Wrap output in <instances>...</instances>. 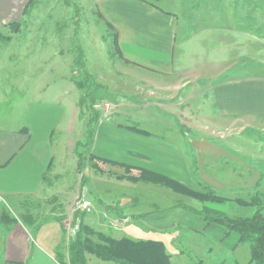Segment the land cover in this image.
Here are the masks:
<instances>
[{
  "label": "crops",
  "instance_id": "1",
  "mask_svg": "<svg viewBox=\"0 0 264 264\" xmlns=\"http://www.w3.org/2000/svg\"><path fill=\"white\" fill-rule=\"evenodd\" d=\"M32 1L34 0H0V34L11 35L12 41L18 45H26L27 49L33 45L38 52L41 50L47 52V55H43L41 59L19 62V69L13 73L12 82L7 87L8 93L15 92L12 96L13 103L0 111V264H64V261L68 260L67 246L73 235L72 229L66 228L67 219H61L58 214L55 215L52 208L41 209L40 203L30 206L22 202L26 198L35 200L36 197L43 196V199H47L45 200L46 205H51L49 199L52 196L58 195L59 198L62 194L68 196L65 189L59 188L62 183L60 181L62 171L56 154L58 155L57 149L60 143L58 139H55L56 131L60 132L59 129L65 127L63 118L68 108L60 100V95L52 99L46 95L49 90L48 84L60 85L68 79V66H65V61L62 59L64 52L68 50L65 44L68 33L65 28L47 25L15 28L14 24L24 17H30L31 20L39 19L40 15L38 13L35 15V11L43 0H38L36 4L29 7L28 4ZM82 1L90 2L89 10L113 32L119 58L131 67L155 75V77L144 80L143 93L146 90L152 92L147 84H153L155 88H163L166 82L171 84L172 88L174 83L181 80L177 78V73L187 70L189 74L192 68H198L203 65L202 63L210 65L211 68L219 67V61H221L219 56L212 55L211 59L208 53L198 55L199 52L202 53L203 43L209 40L217 42L224 40L225 47H228V44L234 46L233 49L230 47L233 62L229 61L227 65V57H224V66L233 68L234 60L238 61L242 57L241 54H237L242 41L244 38L253 37L252 32L229 26L230 35H233L234 40L227 42L228 38L225 35L208 34L207 31L215 28L206 21H202L201 27L194 32L190 30L187 33L186 29H180L176 13L180 0H174L173 9L160 5L158 2L162 0H75V4L82 3ZM25 8L27 11L24 12ZM195 13L203 20L233 19L237 15L235 12L227 13L226 11L214 14H210V11ZM57 15L60 17V14ZM78 15L75 12L74 21L79 22ZM244 17L253 19L249 13ZM8 30L12 31L9 33ZM81 33L82 29L74 22L69 34L77 39L76 36ZM20 35L23 36L21 40L17 38ZM235 35H241L242 41H238ZM16 63L17 61H11L13 67L17 65ZM181 83L183 86L185 80ZM263 84L264 73L259 74V71L248 70V68L236 70L233 76L222 79L214 88L216 94L214 99H217L220 104L219 113L222 116L236 117L264 112ZM44 85L47 86L44 87ZM175 87L179 89L178 85ZM184 97L186 95H183L182 99ZM177 98L178 95L175 100ZM168 102L165 105L172 107V102ZM180 103L175 102L178 105ZM79 105H81L80 97L73 108V116L76 115V118ZM131 126L126 123L113 122L112 124L101 120L95 125L96 132L90 144V158L92 156L131 166L147 171L155 178H162L178 185L183 190H197L196 186L200 185L192 176V158L185 144L187 141L199 164V184L200 181L203 182L204 186H208L219 195L241 187L238 186V182H241L239 178L242 177V171L237 172V164H233L236 168L231 170L232 175L228 177L216 169L217 163L223 158L224 160L230 159L232 163L241 162L240 159H238L240 162H236V157L228 158L230 151H227L226 144L223 145L218 140L208 137L194 135L190 138L184 132L180 134L181 139H174L172 133L177 131L169 129H166L162 136L156 134L154 136L147 130L145 132L144 129L142 130L145 133L134 131ZM202 164L207 167H202ZM92 168L101 173L94 167ZM235 173H239V176ZM258 176L257 172L251 174L255 184H258ZM49 178L50 180L46 183ZM52 181L54 183L49 184ZM179 187L172 189L176 193L172 192V194L180 195ZM170 190L168 188L167 191ZM146 191L145 188L137 190V196H135L137 199L127 197L124 206L117 210L100 212V209L89 205L87 209L79 211L77 222L94 230L106 232L114 238L128 237L135 240L141 239L125 231L123 229L125 223L143 221L146 224L145 221H148L153 231L162 228L165 223H169V220V224H173L177 216L182 218V223L187 226L195 223L192 216L198 215L195 211L197 209L187 208L188 206H185L186 209L177 208V202L173 203V201L176 199L178 201L179 196L175 198L167 192L155 191L150 193L155 195L153 199L141 198L140 195H146ZM106 192L110 195L112 191ZM189 198L200 201L194 195H190ZM9 201L17 204L18 214H10L7 211ZM166 201L168 205L163 203ZM140 203H145L143 205L160 203L157 206L161 207V211L139 210ZM47 211L49 214L45 215ZM68 214H71V211ZM219 226L222 225L206 221L199 224V228L203 230L217 227L220 230L219 235L218 237L212 236V239L222 242L230 237L231 233H227L226 228ZM236 239L238 240V236ZM179 252L183 253V251ZM169 256L171 264H174L172 256L170 254ZM86 257L89 259L88 255ZM190 264H203V260Z\"/></svg>",
  "mask_w": 264,
  "mask_h": 264
},
{
  "label": "rangeland",
  "instance_id": "2",
  "mask_svg": "<svg viewBox=\"0 0 264 264\" xmlns=\"http://www.w3.org/2000/svg\"><path fill=\"white\" fill-rule=\"evenodd\" d=\"M37 2L38 0H34L28 6L32 7ZM158 3L168 9L175 7L174 0H162ZM89 9L90 2L85 1L75 4V0H43L35 11V15L37 13L40 15L38 20L24 17L16 23L17 27L14 25L17 29L28 25L56 26L61 29L65 28L68 33L65 43L68 50L62 56L65 66H68V79L60 85L48 84L49 90L46 93L51 99L60 95V100L70 111L69 113L66 109L63 118L65 127L55 133V139H58L60 143L59 149L56 148L58 151L56 158H59L62 171L60 180L62 183L59 188L65 189L68 196L62 194L59 198L57 195L61 201L55 195L48 198L51 205H46L47 201L45 200L47 199H43V196H39L40 199L36 197L35 200L26 198L22 202L30 206L40 203L41 209L52 208L55 215L58 214L61 219H67L65 224L68 230L76 228L81 210L77 208L78 202L86 201L89 205L100 209V212L117 210L124 206L127 197L128 199H137L135 197L137 190L142 188L147 190L146 195H140L143 199H153L155 195L150 193L155 191L167 192L175 198L179 196L178 201H176L177 199L173 201V203L177 202L176 207L179 209H184L185 206L198 210L208 207L224 212L231 217L252 215L255 207L247 204L249 198L254 194H259L261 201L264 202V112L236 117L222 116L218 111L220 104L217 99H214V95H216L214 88L219 81L233 76L236 70L242 68L257 70L259 74L264 73V0H180L176 13L180 29H186L187 33L190 30L194 32L198 27H201L202 21H206L215 28L207 31L208 34L225 35L228 38L227 42L234 38L233 35H230L229 26L252 32L253 37L244 38L242 41L241 35H235L238 41H242L243 50L240 45L237 54H241L242 57L238 61L234 60L233 68L226 66L232 59L230 47L233 49L234 46L228 44V47H225L224 40L219 42L209 40L203 43L202 53L199 52L198 55L208 53L211 59L212 55L219 56V60H221L219 67L211 68L210 65L202 63L203 65L198 68L191 69L192 74L190 72L188 74L187 70L176 74L177 78L181 79L178 83H174L179 86V89L175 85H172L171 88V84L164 82L163 88H155L153 84H147L152 92L146 90L144 93V80L155 77V75L125 64L118 56L113 32ZM204 11H210V14L221 11L235 12L237 15L233 19L203 20L195 13ZM75 12L79 14V22L78 20L74 21ZM247 13L251 14L253 19L245 18ZM57 14H60V17ZM74 22L82 29L81 35L76 36L77 39L69 34ZM77 30L79 29L77 28ZM11 31L8 30L9 33ZM22 37L21 35L17 36L20 40ZM102 38L104 39L102 40ZM43 55L46 56L47 52H43V50L38 52L33 45L27 49L26 45H18L12 41L11 35L0 34V97H2L0 111L13 103L12 96L15 95V92L8 93L7 87L12 82L13 73L19 69V62L41 59L44 57ZM209 57L206 58L207 61ZM224 57H227L225 66ZM11 61H17V65L13 67ZM184 80L185 83L181 86V82ZM46 86L44 85V87ZM187 94L189 95L187 96ZM177 95L178 100H175ZM183 95L186 97L182 99ZM262 95L264 96V90ZM79 97L81 105H79V113L76 118V115L73 116V108ZM105 101L111 103V109L108 115L102 116L100 109H95L93 104ZM168 101L172 102V107L165 105ZM175 102L181 103L178 105ZM101 120L112 124L120 122L136 126L144 129L145 132L147 130L154 136L155 134L162 136L165 130L169 129L177 131L172 133L174 139H181L180 134L184 132L190 138L195 135L218 140L228 146L227 151H230L228 158L236 157V162H240L238 160L240 159L241 164L232 163L230 159L224 160L223 158L217 163L216 169L228 177L232 175L231 170L236 168V165L233 164H237V172L242 171V177L239 178L241 182H238V186L241 187L232 189L231 192H225L222 196L208 186H204L203 182L200 181L199 184V164L187 141L185 144L188 146V154L192 158V176L197 179L196 182L200 185L196 186L197 190H183L178 185L153 176H146L143 178L144 180L133 182L98 173L92 168V159L89 155L90 144L96 132L95 125ZM203 166L207 167L205 164H202ZM251 171L253 174L256 172L259 174L258 184L253 182L255 180L251 178ZM235 174L239 176V173ZM49 180L50 178L46 180V183ZM52 183L54 181L49 184ZM251 183L254 184L251 185ZM178 187L181 194H172V192L175 193L172 189ZM168 188L171 190L167 191ZM108 190L112 191L110 195L106 192ZM204 191L224 198L217 201L218 203H211L214 201H211L210 193L203 196L195 195L196 192L203 193ZM187 192L199 198L200 201L189 198L190 195ZM124 195L126 196L124 197ZM81 196L82 200H80ZM163 203L168 205V201ZM143 204L140 203L139 210L159 212L158 210L161 209L160 206H157L160 203L157 205ZM18 208L14 202L7 203L6 209L10 214H18ZM70 211L71 214H68ZM48 214L49 211L45 215ZM192 217L195 223H191L190 226L183 224V219L177 216L173 224L170 225L169 220V223H165L157 231L150 229L148 221H145L146 224L143 221L125 223L123 229L132 233L137 239L162 241L165 251L172 256L174 264H190L199 260H203V264H254L250 259L248 243L238 241L235 232H231V236L222 242L213 240L212 236L218 237L220 230L217 227L203 230L199 228V224L204 222L202 218L199 215ZM219 227L223 228L224 226ZM179 251H183V253ZM86 255L89 257V259L86 257L88 264H116L112 261H102L91 254Z\"/></svg>",
  "mask_w": 264,
  "mask_h": 264
},
{
  "label": "trees",
  "instance_id": "3",
  "mask_svg": "<svg viewBox=\"0 0 264 264\" xmlns=\"http://www.w3.org/2000/svg\"><path fill=\"white\" fill-rule=\"evenodd\" d=\"M26 8L24 12L27 10ZM16 23L14 24L15 27H17ZM131 129L145 133L144 130L136 126H131ZM91 158L92 167L119 180L126 179L127 181L136 182L146 176H154L147 171L131 166L92 156ZM209 191L196 192L195 195L203 196L210 193ZM209 196L212 197L211 201L214 202H219L224 198L211 193ZM247 204L254 206L255 211L252 215L243 217H231L224 212L208 207L195 211L207 223H218L227 229V233L235 232L238 241L248 243L250 259L254 264H264V202L261 201L259 194H254L249 198ZM86 254L116 264H171L170 256L165 251L162 241L135 240L128 237L114 238L78 222L77 229L73 232L67 246L68 260L64 264H88Z\"/></svg>",
  "mask_w": 264,
  "mask_h": 264
},
{
  "label": "built area",
  "instance_id": "4",
  "mask_svg": "<svg viewBox=\"0 0 264 264\" xmlns=\"http://www.w3.org/2000/svg\"><path fill=\"white\" fill-rule=\"evenodd\" d=\"M93 107L96 109H100L101 111V115L102 116H106L109 114L110 112V109H111V103L108 102V101H105L103 103H99V102H96L93 104ZM89 206V203L86 202V201H81V202H78L77 204V208L81 209V210H85L87 209ZM77 226H78V222L76 224V228L75 230L77 229ZM75 230H72V233L75 231Z\"/></svg>",
  "mask_w": 264,
  "mask_h": 264
}]
</instances>
